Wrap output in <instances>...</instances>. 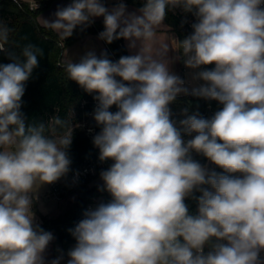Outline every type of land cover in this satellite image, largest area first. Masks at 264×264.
<instances>
[{"label":"clouds","instance_id":"9594fccd","mask_svg":"<svg viewBox=\"0 0 264 264\" xmlns=\"http://www.w3.org/2000/svg\"><path fill=\"white\" fill-rule=\"evenodd\" d=\"M139 2L70 0L43 18L62 40L102 18L97 39L123 40L128 52L113 59L89 48L61 64L95 101L91 142L112 162L97 191L111 199L87 208L68 229L74 246L50 260L55 236L34 208L45 186L72 172L81 125L73 109L28 119L22 98L44 51L16 44L17 54L0 19L9 60L0 63V264H264V0ZM177 11L181 27L194 18L183 39L165 24ZM193 99L220 107L205 117Z\"/></svg>","mask_w":264,"mask_h":264},{"label":"trees","instance_id":"16d2710c","mask_svg":"<svg viewBox=\"0 0 264 264\" xmlns=\"http://www.w3.org/2000/svg\"><path fill=\"white\" fill-rule=\"evenodd\" d=\"M44 4L36 9H30L26 4H17L12 0H0V19L13 29L10 35V45L19 54L20 49L16 44L23 46L26 43H33L43 49L44 55L39 58V67L32 74V78L27 82L26 92L22 98L24 106L22 111L28 119L37 122L47 121L54 114L62 118H69L72 109L75 116L71 118L73 125L80 124L73 134V143L70 148L72 165L74 166L85 159L98 156L97 149L93 146L92 138L86 131V126H94L91 113L95 107L92 96L85 93L75 82L67 79L66 73L61 66L60 52L63 45L82 37L89 31L96 30L92 25L85 32L77 30L73 37L62 40L55 32L45 28L36 20L37 14L46 8L52 0H43ZM141 6L137 0H128ZM176 31L178 38L183 39L187 35L186 29L181 27V23L169 12L166 20ZM26 37V39H23ZM109 53L113 59H118L121 55H127V50L122 40L114 41L108 45ZM58 61L61 64H58ZM7 57L0 53V63H8ZM113 111L115 108L112 109ZM96 128V127H95ZM96 130H99L96 128ZM201 163H205V158L196 156ZM219 171V169H217ZM92 190L81 187L73 201L58 215L51 216L41 212L37 206L34 211L39 216L41 226L53 233L55 241L62 246H67L75 241L68 232L75 224L83 218V211L86 203L92 198ZM190 210L195 212L196 205L189 202Z\"/></svg>","mask_w":264,"mask_h":264},{"label":"built area","instance_id":"2783aa9c","mask_svg":"<svg viewBox=\"0 0 264 264\" xmlns=\"http://www.w3.org/2000/svg\"><path fill=\"white\" fill-rule=\"evenodd\" d=\"M16 2V0H12ZM128 0H124V2H127ZM139 1V0H137ZM17 3V2H16ZM19 5L21 4H26L28 8L30 9H36L37 4L39 7H41L44 4L43 0H19ZM38 7V8H39ZM175 18L181 23L182 20V15L179 13V11L176 12ZM193 17L190 15L188 16L189 23L184 24V28L186 29L187 33L191 31L190 23L193 22ZM94 26L97 27V31L100 32L103 30V25H97L96 23L93 24ZM176 36L178 37L177 33ZM212 67V66H209ZM186 69L183 67L181 63H179V74L183 75L185 73ZM192 99V98H189ZM193 103H199L200 105V112L202 115L205 117H210L218 108L220 107L216 102H211L209 105L205 101H195L193 99ZM173 110H177V106L173 105ZM93 129V133L97 132L99 130H96L94 126H86V131L89 134V136L92 138V134L89 133V129ZM98 150V149H97ZM207 162V161H205ZM111 161L101 163L98 159V156L96 157H91L88 159L83 160L82 162L71 166L72 172L68 174L66 178L61 179L60 181L47 185V190L45 194L50 195L51 197L55 199H63L66 197H70L73 195H77L81 187H87L92 190L93 196L92 198L86 203L84 211L89 208V207H94L96 203H98L100 200L108 201L111 199L108 193L104 192L101 193L97 191V185L102 183L98 178H99V172L102 169H106L109 167L111 164ZM79 171L80 176H79V182L76 183L75 185L72 184V178H73V173ZM83 211V212H84Z\"/></svg>","mask_w":264,"mask_h":264},{"label":"crops","instance_id":"0c3cea01","mask_svg":"<svg viewBox=\"0 0 264 264\" xmlns=\"http://www.w3.org/2000/svg\"><path fill=\"white\" fill-rule=\"evenodd\" d=\"M68 2H70V0H52L46 8H44L42 11H40L37 14L36 20L38 21L39 24L43 25V18H51V14L56 10L58 5H65ZM112 2H114V0H109V5H111ZM127 6H128V9H135V7L136 8L140 7L134 3H128ZM95 23L97 25H103L102 18H97L95 20ZM168 26L171 29V32H170V29L168 27V32H170V34L173 33L176 36V31L171 27V25H168ZM98 33L99 32L97 31V29L89 31L86 34H84L82 37L75 39L74 41L66 45H63L61 48V52H60V57H59L60 60L62 62H67L69 60H76L78 59L79 55H82L89 48H95L97 53H99L101 49H104V48L108 49V45H106L103 41H100L97 39ZM122 42L124 44L123 40ZM69 200H70V197L59 199L58 207L52 213H49V211H42L40 209L39 210L43 213H46L47 215L56 216L69 205L70 203ZM74 244H75V241H72L67 246H62L59 242L54 240L52 244L49 246V249L47 252L48 259L50 260L58 255V252H57L58 248L62 249L64 253H67V251L72 246H74Z\"/></svg>","mask_w":264,"mask_h":264},{"label":"rangeland","instance_id":"374dc122","mask_svg":"<svg viewBox=\"0 0 264 264\" xmlns=\"http://www.w3.org/2000/svg\"><path fill=\"white\" fill-rule=\"evenodd\" d=\"M126 4H128V3H132V2H130V1H127V2H125ZM139 6V5H138ZM135 9H137L136 7H135ZM129 10H134V9H129ZM165 23L166 24H168L166 21H165ZM169 25V24H168ZM162 33L163 34H165V35H167V34H169V32H168V27H164L163 29H162ZM172 35H174L173 33H172ZM175 36V35H174ZM175 37H177V36H175ZM178 38V37H177ZM124 44H125V41H124ZM174 70L176 71V72H178L179 73V63H176L175 65H174ZM97 153H98V150H97ZM206 163V162H205ZM99 179V178H98ZM46 190H47V186H45L42 190H41V192H40V196H39V200H40V203L39 204H37L36 206H37V208L38 209H40V210H42V211H49V213H52L53 211H55L56 209H57V207H58V199H55V198H53V197H51L50 195H47V194H45V192H46ZM75 196L76 195H73V196H70V203L73 201V199L75 198ZM69 203V204H70ZM42 206V207H41ZM36 213V212H35ZM36 216H37V218H38V220H39V216L37 215V213H36Z\"/></svg>","mask_w":264,"mask_h":264},{"label":"water","instance_id":"95a60500","mask_svg":"<svg viewBox=\"0 0 264 264\" xmlns=\"http://www.w3.org/2000/svg\"><path fill=\"white\" fill-rule=\"evenodd\" d=\"M58 64H61V62H60V61H58Z\"/></svg>","mask_w":264,"mask_h":264}]
</instances>
